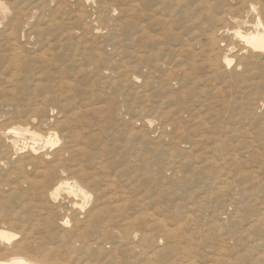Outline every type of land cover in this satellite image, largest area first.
I'll list each match as a JSON object with an SVG mask.
<instances>
[{
  "label": "bare ground",
  "instance_id": "obj_1",
  "mask_svg": "<svg viewBox=\"0 0 264 264\" xmlns=\"http://www.w3.org/2000/svg\"><path fill=\"white\" fill-rule=\"evenodd\" d=\"M169 1L113 0L109 3L106 0H73L71 6L77 9V23L88 21L91 24V28L84 27L86 30L77 32L76 41L80 39L77 45L87 48L96 39L103 40L102 43L99 42L101 45L98 49L89 54L77 45H71L70 51L66 49L67 52L63 53L67 45L61 40H70L73 32L60 30V23H55L59 19L54 23L49 22L47 27H39L32 22L36 10L42 11L49 7L50 2L61 3L60 0H0L1 70H11L9 74H17L24 81H33L38 90L46 91L47 89L39 87V83L42 81L41 77L50 75L44 69H52L54 74L58 73V77L62 78L59 88L63 90H58L55 95L41 94L42 99L57 103L60 106L58 113L62 108L69 113L71 111L69 116L59 119L58 114H48L46 105L44 108L30 99L33 106L26 113V121L38 126L41 131L30 129L29 125L23 126L22 123L7 126L0 119V175L4 177H0V264H205L194 262L196 252L190 245L184 244L186 238L181 234V224H167L155 218L148 219V215L143 217L138 214V201H141L138 200V193L131 189L129 183L117 181L118 175H123L119 169L123 163L112 167L111 171L106 170L107 166L103 165L99 169L94 167L95 170L103 168L95 173L85 170V167L81 168L84 160L83 163L80 162L81 165L78 163L81 160L79 156L91 157L92 153L86 151L84 144L91 143L96 137L93 130L90 131L88 122L83 120L85 117L81 118L85 115L84 111L91 112L95 118L104 116L112 123L119 121L120 124L125 115L120 109L124 88L150 84L154 90L151 91V96L160 97L158 91L165 92L186 85H192L190 89L197 90L205 80L204 76L210 73L227 80V85L234 87L240 83L239 80L244 81L245 76L253 72L264 55V0H221L218 4L207 6L211 11L202 20L200 28L204 31L188 43L190 56H187V60L184 59V63H178L176 69L180 71L176 73L174 66H169V52L172 50L158 34L150 32V26L155 21L164 20L163 16L160 15L161 18L158 15L165 7L170 9L174 2ZM61 6L59 4L55 10L60 11ZM88 7L92 11L91 16L85 14ZM118 10L122 12L121 22L112 19ZM54 14H58L57 11ZM83 17L86 19L84 22ZM52 29L58 30V34L53 39L46 38L45 42H40L39 38ZM118 35H124L123 40L127 42L123 47L121 44L119 49L114 48L117 51L111 52L115 56L125 54V57L122 56V65L115 68L111 66L110 53L106 55L100 50L107 38ZM201 37L204 43L200 40ZM134 41L139 44L133 49ZM94 72L97 76L100 75L98 80L93 79ZM49 80L50 78L46 82ZM99 82L107 85L108 89L99 91ZM220 91L221 88L218 87L215 92ZM24 92H27V88L23 83L13 84L8 91L9 101L0 104L3 107L0 118L16 120L23 117L24 110L17 101L20 96L25 97ZM23 100L22 98L21 101ZM30 101L27 100V103ZM138 104L136 102L137 106ZM259 107H264V103L261 102ZM4 108H10L11 111L6 112ZM139 115L144 116L138 114V119L131 122L130 132L125 134L128 135L126 141L138 140L137 145L141 142L139 132L142 129H137L139 126L135 125L146 128L147 125L151 127L154 122L152 118ZM179 122V118H174L171 126L177 127ZM79 124L86 126L85 129L89 128V131L82 132L71 127ZM108 130L112 132L111 128ZM175 131H179L178 127ZM199 138H203V135ZM206 153L209 154L207 151ZM87 160L89 163L90 160ZM89 164L92 165L93 162ZM26 167L29 168L28 171ZM261 220L262 218H258L255 223H262ZM230 259L235 262L238 258ZM245 263L246 258L242 256L236 264ZM210 264L230 263L224 258H217Z\"/></svg>",
  "mask_w": 264,
  "mask_h": 264
},
{
  "label": "rangeland",
  "instance_id": "obj_2",
  "mask_svg": "<svg viewBox=\"0 0 264 264\" xmlns=\"http://www.w3.org/2000/svg\"><path fill=\"white\" fill-rule=\"evenodd\" d=\"M60 1L61 3L50 2L49 7L42 11L36 10V16H38H35L32 22L39 27L43 25V27H47L49 22L54 23L59 19L55 23H60V30L65 29V31L73 32L70 40H61L62 43L67 45H64L63 53H65V51L67 52L66 49L70 51L71 45H77L80 42V39L76 41L78 39L77 32L80 33L84 29L86 30L84 27L88 28L89 26L91 28V24L84 17L82 20L83 22L85 20V23H77L79 22L76 15L77 9L71 6L73 0ZM106 1L111 3L113 0ZM166 1L170 2L169 0ZM175 1L172 0L174 3L171 4L170 9L167 6L158 15L159 17L163 16L161 18L164 20L155 21V24L150 26V32L155 35L158 34L172 51L175 49L173 52L171 50L169 52V66L170 64L173 65L175 72L179 73L180 70L176 69V66H178V63H184L191 53V49L187 47L188 43L190 44L191 40H194L193 38L198 37L204 31L200 26L202 20L211 11L207 6L212 3L218 4L221 0ZM54 3L56 6H54ZM59 4L62 5L63 11H61V8L60 11L55 10ZM52 6L54 9H50ZM66 6L73 11L70 12ZM118 7L120 6L118 5ZM52 10L54 13L57 11L58 14H54L51 12ZM168 10H171V12ZM214 11H216V8H214ZM91 12L88 7L85 14L91 16ZM118 12L120 11L118 10ZM118 12L116 11V14L112 16V19H118L116 22L122 19V12ZM166 22H169V24ZM196 22L198 25H196ZM58 32L55 29L47 31L39 40L45 42L46 38L53 39ZM183 33L184 35H182ZM121 35L107 38L100 50L106 55L110 53L111 66L115 68L122 65L124 61L122 56L125 57L124 53L117 56L111 54L112 51H117L114 48L119 49L121 44H123V47L127 42L124 41V35L123 37ZM168 40H171V42H168ZM200 40L203 43L205 42L202 37ZM99 42L102 43L103 40L96 39L94 44L90 45L92 48L90 46H88L89 48H83L81 44L77 46H81V50L84 49L85 52L91 53L101 45ZM175 42H178L177 45ZM134 43L131 44L133 49L138 42L134 41ZM180 47L181 49H179ZM184 59L186 60L184 61ZM257 65L253 68L252 73L245 76L244 81L239 80L240 83L234 87L228 86L227 80L220 79L210 73L204 76L205 80L197 87V90L190 89L192 85H186L180 88L168 89L165 92L158 91L160 97L151 96V91L154 90L150 84L137 88H124L120 109L125 112V115L120 124L119 121L115 122L118 123L117 126L104 116L100 119L95 118L89 111H84L85 115L81 116L82 119L85 117L83 120L88 122L90 131L93 130L94 137L95 135L97 137L91 142L92 145L91 143L84 144L86 148L83 145L86 151H90L89 153L92 154L91 157L84 156L86 159L79 156L81 160L78 158V163L81 161L83 163L84 160L83 165L80 163L81 168L84 169L85 167V170L94 171L93 173H95L103 169L100 167V170H95L96 168L99 169V166H107L106 170L111 171L112 167L123 163L121 164L122 168L119 166L123 175H118L117 181L121 180L129 183L131 189L138 193V200H141L138 201V214L143 217L148 215V219L155 218V220H162L167 224H181L183 226L181 234H184L186 238L185 243H181L190 245L192 250L196 252L195 257H193L195 263L210 264L214 263L217 258H224L230 264H236L239 258L244 256L247 262L245 264H264V107H259L261 102L264 103V55L261 56ZM4 69L5 72L4 70L0 71V81H2L0 82V104L9 101L8 91L15 82L23 83L27 88V92H24L27 96H20L17 101L20 108L24 110L23 117L16 119L18 122L14 120L15 118H0L1 121L7 123V126L9 124L17 126L22 123L23 126L29 125L30 129L35 128L41 131V128L26 121V113L33 106H31L30 99L43 107L46 105V108H44L48 114H58L59 119L65 117V115L67 117L71 113L65 108H62L58 113L60 106L57 103L42 99L44 93H54L55 95L58 90L59 92L63 90V88H59L61 87L59 82L62 78L58 77V73L54 74L52 69V71L44 69L45 73L50 75L41 77L42 81L39 83V87L47 89L46 91L38 90L33 81H24L21 76L13 73L12 76V74H9L12 72L11 70ZM101 73L102 71L99 74ZM90 74H92V71ZM59 76L62 77L61 74ZM94 76L93 79L96 78L97 80L100 77L95 72ZM47 78H50L52 82L50 80L46 82ZM18 79L20 80L18 81ZM218 87L221 88V91L216 93ZM104 89H108L107 85L99 82L98 90L104 91ZM22 98L24 102L21 101ZM27 100L30 102L27 103ZM135 101L139 103L138 106ZM44 102L45 104H43ZM2 110L3 107L0 106V112H3ZM8 110L11 111L10 108ZM138 114H144V116H139L147 117V119L152 118L154 121L151 127L147 125L145 128L135 125V127L139 126L137 129H142L139 132L140 145H137L138 140H133L134 143L132 139L126 141L128 135H125L130 132L131 122L138 119ZM174 118L180 120L177 125L178 132L175 131L177 129L175 125L171 126ZM71 127L82 132L89 131V128L85 129L86 126L84 127L81 124ZM110 128L112 132L108 130ZM141 134H144V136L141 137ZM202 135L203 138L200 139L199 136ZM113 138H116V141ZM97 139L98 141H96ZM99 140L101 143H99ZM124 140L126 143H124ZM113 142H115V145ZM107 143L111 145H107ZM129 143L130 145H128ZM190 143L193 147L190 146ZM89 145L90 147H88ZM134 147L137 149L135 150ZM210 152L215 153L211 154ZM208 156L209 159H207ZM87 159L90 162L92 161L93 164H89L90 162L88 163ZM26 170L28 171L29 168L26 167ZM0 177L4 178L2 175ZM2 179L0 178V181ZM146 212H149V214ZM258 218H262V223H255ZM191 231H193V234ZM230 258L238 259L232 262Z\"/></svg>",
  "mask_w": 264,
  "mask_h": 264
}]
</instances>
